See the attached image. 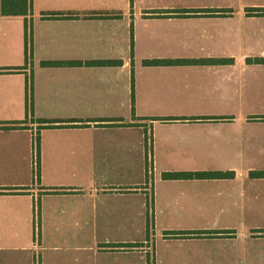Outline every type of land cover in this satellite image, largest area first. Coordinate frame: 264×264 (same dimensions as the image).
I'll return each instance as SVG.
<instances>
[{
    "label": "crops",
    "instance_id": "crops-1",
    "mask_svg": "<svg viewBox=\"0 0 264 264\" xmlns=\"http://www.w3.org/2000/svg\"><path fill=\"white\" fill-rule=\"evenodd\" d=\"M258 9L0 0V69L21 68L0 72V123L21 122L0 128V264H264V175L250 174L264 171Z\"/></svg>",
    "mask_w": 264,
    "mask_h": 264
},
{
    "label": "trees",
    "instance_id": "trees-1",
    "mask_svg": "<svg viewBox=\"0 0 264 264\" xmlns=\"http://www.w3.org/2000/svg\"><path fill=\"white\" fill-rule=\"evenodd\" d=\"M195 12V11H194ZM203 15H214L216 12H221L223 15L231 14L230 9H224V10H215V9H204L199 11ZM180 16H185L186 13L182 12L179 14ZM255 15L262 16L264 15V9H258ZM54 17V15H53ZM115 17V16H114ZM29 44H30V32H28V24L26 25L25 28V57L28 60L30 58V49H29ZM231 60L227 59H201V60H190V59H177V60H167V59H153V60H144L143 63L146 65H159V64H169V63H223V62H230ZM256 62H262L264 60L262 59H256ZM81 64L82 62H71V61H43L41 64L42 66L45 67H50V66H62V65H71V64ZM120 61L118 60H92V61H86L84 64L87 65H113V64H118ZM13 69H21V68H3L0 69V72H9L10 70ZM27 92H31L32 88V81L31 78L27 79ZM29 97H27V105L29 109H31L32 106V98L30 94L28 93ZM38 121L42 124H45V126H53V124L57 121L54 120H45V119H38ZM21 124V122H11L10 124L7 123H0V128H13V127H18ZM36 149H37V154L39 153V139L38 136L36 137ZM231 172H194V173H163V177L165 178H175V177H183V176H225V175H230ZM251 175H264V171H258V172H251Z\"/></svg>",
    "mask_w": 264,
    "mask_h": 264
}]
</instances>
